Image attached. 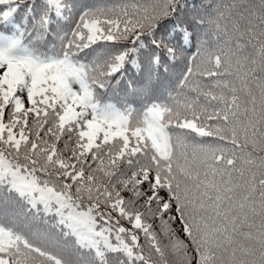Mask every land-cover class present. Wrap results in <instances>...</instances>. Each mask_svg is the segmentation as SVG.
Wrapping results in <instances>:
<instances>
[{"label": "snow or ice", "instance_id": "6c2138e0", "mask_svg": "<svg viewBox=\"0 0 264 264\" xmlns=\"http://www.w3.org/2000/svg\"><path fill=\"white\" fill-rule=\"evenodd\" d=\"M0 264H264V0H0Z\"/></svg>", "mask_w": 264, "mask_h": 264}]
</instances>
